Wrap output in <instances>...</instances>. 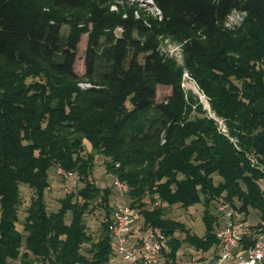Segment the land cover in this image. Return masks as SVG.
Instances as JSON below:
<instances>
[{"label": "trees", "instance_id": "1", "mask_svg": "<svg viewBox=\"0 0 264 264\" xmlns=\"http://www.w3.org/2000/svg\"><path fill=\"white\" fill-rule=\"evenodd\" d=\"M104 1L0 0V264L111 263L116 257L108 233L114 188L96 185V156L105 158L107 174L130 186L127 199L141 216L138 233L160 230L169 237L167 264H180L184 245L203 254L217 249L223 202L238 207L246 220L259 212L252 226L264 224V171L259 168H264V0H155L163 21L151 22L150 28L109 14ZM80 10L87 11V20L77 16L73 22ZM233 13L244 16L240 28L228 25ZM63 26L71 27L65 49ZM89 26L124 30L113 70L102 82L95 78L98 35L90 36L85 75L75 69ZM166 30L189 40L185 69L212 111L226 120L237 145L218 131L199 98L185 93V69L158 50L157 39ZM136 32L149 38L142 47L133 39ZM198 32L204 40L194 37ZM129 48L136 52L125 68ZM232 78L242 83L241 91ZM84 81L93 88L82 90ZM158 85L172 92L155 104ZM152 108L161 117L157 128L143 117ZM85 143L89 155H83ZM58 168L77 174L81 187L51 213L46 194ZM214 176L221 179L217 185ZM22 186L33 192L27 205ZM156 195L163 205L151 209ZM201 203L202 237L166 217L167 208ZM97 208L105 211L106 221L95 238L86 217ZM177 232L185 238L178 239ZM251 244L246 240L242 248Z\"/></svg>", "mask_w": 264, "mask_h": 264}, {"label": "rangeland", "instance_id": "2", "mask_svg": "<svg viewBox=\"0 0 264 264\" xmlns=\"http://www.w3.org/2000/svg\"><path fill=\"white\" fill-rule=\"evenodd\" d=\"M209 1H216V0H209ZM102 8L108 11L109 14L114 16H122L123 19H127L132 17L135 21H140L145 27L150 28L152 26L151 22H158L162 23L163 18L160 11L157 9L155 4V0H105L101 3ZM73 22H78V17L81 18L83 22L87 20L88 13L86 10H80L73 13ZM244 16L239 13H233L228 20L229 27H237L240 28L243 24ZM82 22V23H83ZM79 26L80 28H84L85 24ZM85 30V28L83 29ZM71 35V27L70 26H63L61 32V47L65 49L67 47V42ZM98 35L99 36V45L97 49V66H96V80L98 82H102L105 80L113 70L114 64V50L117 41L123 38L124 30L122 28H116L114 30H101L96 31L93 29L92 26L88 27V30L84 31L81 36V41L78 46V58L76 62V72L79 74L80 77H83L86 73L85 69V56L86 52L89 47V40L90 36ZM201 32L194 34L195 38H201L204 40ZM133 39L136 42L140 43V46H144L146 42H148L149 38L140 36L137 32L134 34ZM189 40L181 41L178 37L172 34L169 31H163L162 34L157 39L158 50L164 56L174 60L177 65L183 69L186 66V55L184 51V46L188 43ZM135 49L129 48L127 53V58L125 61V68L129 66V63L133 56L135 55ZM144 54H140L138 57V61L140 64H143ZM234 86L241 91L242 83L236 81L234 78L231 79ZM82 90L93 88V85L87 83L86 81L79 84ZM182 88L186 94L193 93L196 95L199 100L200 104L202 105L203 111L206 115L215 121L218 131L224 135V129L227 128L229 131V138L230 129L227 126V122L225 119L219 117L215 112L212 111L209 99L204 95V93L200 90L197 82L190 76L188 71L185 69L184 74L182 77ZM157 90V97L155 104H159L165 100V98L171 95V88L164 87V86H156ZM128 110H132V105L130 103V99L126 104ZM195 117V114L192 115ZM145 120H148V126L157 128L158 123L160 120V114L155 108H152L149 112H147L144 116ZM234 139V138H232ZM86 144L85 154L89 155L91 153V147L88 143ZM95 174L94 180L96 181V185L100 188L105 189L108 186H112L113 178L111 175L107 174L105 168V158L102 156L95 157ZM51 188L47 190V204L49 212L53 213L58 211L60 208L59 201L62 199L64 195V188L65 183L63 180L57 176L56 173H53ZM215 184L217 185L221 179L218 176H214ZM262 186V190H264V179L260 181ZM114 190V189H113ZM115 194V191H114ZM113 194V199H117ZM33 195V192L22 186V196L24 199L25 204L27 205ZM99 201H96L94 204H97ZM99 204V203H98ZM166 217L181 222L186 225V228L190 230L193 234H196L200 237L204 236L205 234V225L203 222V215L205 213V207L203 203L185 209L180 206H174L171 208H167ZM20 217L23 218L25 215V206L20 208L19 211ZM260 219V214L257 211H252L250 213V217L247 219L250 225H255ZM106 221L105 211L101 208H97L94 213L88 214L86 217V222L89 228V233L93 234L95 238H98L102 228L101 225L103 222ZM20 229V228H19ZM140 233V229L136 232L137 234ZM176 237L180 240L185 238V235L181 232L176 233ZM192 251V253H191ZM215 251L212 249L207 257V254L203 253H195V251L191 250V248L187 245H184L183 248L179 252V262L180 264H185L187 259L193 260L195 263H202V264H209L210 262L206 263L208 259L212 261L210 264H217L214 260ZM196 259V260H194ZM110 264H130L128 262L123 261L120 258L114 257Z\"/></svg>", "mask_w": 264, "mask_h": 264}, {"label": "built area", "instance_id": "3", "mask_svg": "<svg viewBox=\"0 0 264 264\" xmlns=\"http://www.w3.org/2000/svg\"><path fill=\"white\" fill-rule=\"evenodd\" d=\"M224 135L229 138V131L224 129ZM237 145V140L230 138ZM253 167H259L258 160L248 154ZM264 171V168L259 167ZM56 174L65 183L64 195H69L80 189V178L73 172L62 168ZM113 178L115 197L110 213L111 221L108 233L111 238V250L117 258L130 264H167L165 254L169 253V237L160 230H148L137 234L140 213L137 207H132L128 201L130 186L117 177ZM163 201L160 196H154L151 209L161 208ZM222 223L218 230V247L215 250L214 261L217 264H264V224L255 228L248 223L243 212L228 202H223L218 208ZM253 244L242 248L245 241ZM40 264H51L43 261ZM185 264L195 263L187 259Z\"/></svg>", "mask_w": 264, "mask_h": 264}, {"label": "crops", "instance_id": "4", "mask_svg": "<svg viewBox=\"0 0 264 264\" xmlns=\"http://www.w3.org/2000/svg\"><path fill=\"white\" fill-rule=\"evenodd\" d=\"M99 188H100V187H99ZM101 189H103V188H101ZM210 252H211V251H210ZM210 252L206 253V254H207V257L209 256V253H210ZM194 260H196V259H194ZM213 261H214V260H213ZM208 262L211 263L212 261H210V259H208V261H207L206 263H208ZM210 263H209V264H210ZM228 264H232V263H228Z\"/></svg>", "mask_w": 264, "mask_h": 264}]
</instances>
